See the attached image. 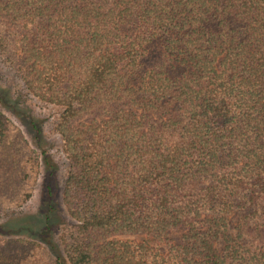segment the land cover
I'll return each mask as SVG.
<instances>
[{"label": "trees", "instance_id": "1", "mask_svg": "<svg viewBox=\"0 0 264 264\" xmlns=\"http://www.w3.org/2000/svg\"><path fill=\"white\" fill-rule=\"evenodd\" d=\"M0 57L61 109L71 219L55 237L57 164L0 110V212L43 175L0 264H264V0H0Z\"/></svg>", "mask_w": 264, "mask_h": 264}, {"label": "rangeland", "instance_id": "2", "mask_svg": "<svg viewBox=\"0 0 264 264\" xmlns=\"http://www.w3.org/2000/svg\"><path fill=\"white\" fill-rule=\"evenodd\" d=\"M0 110L3 111L12 122L18 126L29 140L34 149L41 154L46 150L51 155L53 161L58 167V178L60 189L58 192V217L55 237L60 233V228L63 224L71 222L66 210L61 202V186L68 168V161L62 151V140L60 135L55 131L54 124L61 111L60 107L55 105L44 104L37 98L27 92L25 86L20 79L18 73L7 66L0 57ZM17 111H26L32 113L40 119L43 124L42 146L37 147L32 139V132L28 129L25 123L20 119ZM42 178L41 174L38 178V185L35 188L33 197L24 206L15 209H6L0 212V223L3 221H12L15 218H22L24 215H33L38 212L41 205L42 197ZM176 241H180L181 233L173 234ZM127 238H135V236H127ZM162 250H166L162 246Z\"/></svg>", "mask_w": 264, "mask_h": 264}]
</instances>
